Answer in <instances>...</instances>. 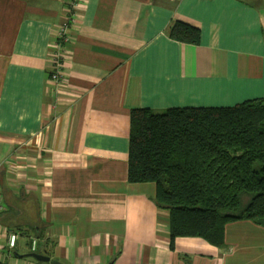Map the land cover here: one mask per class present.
Returning a JSON list of instances; mask_svg holds the SVG:
<instances>
[{
  "label": "crops",
  "instance_id": "0c3cea01",
  "mask_svg": "<svg viewBox=\"0 0 264 264\" xmlns=\"http://www.w3.org/2000/svg\"><path fill=\"white\" fill-rule=\"evenodd\" d=\"M173 21L201 42L172 39ZM0 54V264H264L251 220L172 249L156 183L128 179L133 109L264 97V0H0Z\"/></svg>",
  "mask_w": 264,
  "mask_h": 264
},
{
  "label": "trees",
  "instance_id": "16d2710c",
  "mask_svg": "<svg viewBox=\"0 0 264 264\" xmlns=\"http://www.w3.org/2000/svg\"><path fill=\"white\" fill-rule=\"evenodd\" d=\"M168 35L199 44L198 27L173 21ZM128 179L154 182L170 213V247L180 236L225 241L226 225H264V97L226 107L131 111Z\"/></svg>",
  "mask_w": 264,
  "mask_h": 264
},
{
  "label": "built area",
  "instance_id": "2783aa9c",
  "mask_svg": "<svg viewBox=\"0 0 264 264\" xmlns=\"http://www.w3.org/2000/svg\"><path fill=\"white\" fill-rule=\"evenodd\" d=\"M73 22V18L70 17V20L66 22L58 31L57 34V43H56V50L54 51V56H53V69L51 72L50 78L53 79L54 81H59L60 80V70L64 61V46L70 42L71 37L69 35V27L70 24ZM4 207L0 201V210H2ZM18 234L14 232H9L8 235V241H7V246L12 249L16 245Z\"/></svg>",
  "mask_w": 264,
  "mask_h": 264
},
{
  "label": "water",
  "instance_id": "95a60500",
  "mask_svg": "<svg viewBox=\"0 0 264 264\" xmlns=\"http://www.w3.org/2000/svg\"><path fill=\"white\" fill-rule=\"evenodd\" d=\"M31 255L33 257H35L36 259H38L39 261H50V257L49 256H45V255H42L40 253H31ZM54 264H63V263H60L58 261H54Z\"/></svg>",
  "mask_w": 264,
  "mask_h": 264
},
{
  "label": "rangeland",
  "instance_id": "374dc122",
  "mask_svg": "<svg viewBox=\"0 0 264 264\" xmlns=\"http://www.w3.org/2000/svg\"><path fill=\"white\" fill-rule=\"evenodd\" d=\"M1 61H2V58H1V54H0V73H1V68H2Z\"/></svg>",
  "mask_w": 264,
  "mask_h": 264
}]
</instances>
